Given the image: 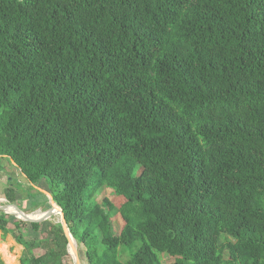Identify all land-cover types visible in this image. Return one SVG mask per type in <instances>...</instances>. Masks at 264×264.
Instances as JSON below:
<instances>
[{"label": "trees", "instance_id": "1", "mask_svg": "<svg viewBox=\"0 0 264 264\" xmlns=\"http://www.w3.org/2000/svg\"><path fill=\"white\" fill-rule=\"evenodd\" d=\"M4 158L82 264H264V0H0ZM41 223L12 264H72Z\"/></svg>", "mask_w": 264, "mask_h": 264}, {"label": "rangeland", "instance_id": "2", "mask_svg": "<svg viewBox=\"0 0 264 264\" xmlns=\"http://www.w3.org/2000/svg\"><path fill=\"white\" fill-rule=\"evenodd\" d=\"M8 178L14 179L15 181L20 183L19 189L15 191L16 202H14L16 203V205L18 204L17 205L18 208L22 207L23 209L24 208L29 209L28 200L26 199L28 192L33 194V193H36L35 191L38 190L39 192L43 193L46 196L45 184L42 181L39 182L37 185H34V189H29L28 188L29 184L19 174L18 170L15 169V167L12 166L4 158L0 161V205L8 204V202L3 196L5 189L9 187ZM102 197H105L108 200H112L113 199L112 191L108 188L103 187L96 193V195L94 196V199L99 201ZM40 201L42 200L40 199ZM36 210L43 212L44 207L42 205H38V207L33 209V211L29 209L25 213H35L37 212ZM58 221H59L58 215H54L50 219L42 221V223L40 224L39 230L41 232H45L46 230H49L52 225L58 223ZM111 225H112L113 231L116 233L121 229L122 222L117 214H114L111 216ZM8 228H12L11 223L8 224ZM21 233L25 236L26 239L32 238L34 235L28 226L25 229H22ZM8 241H12L13 244L8 246L3 243V242H8ZM77 248H79L83 252L82 247L78 246ZM9 251L16 252L15 261L18 263V259L23 252V247L20 246V248L17 250V244L13 240L12 236L10 234L2 235V233L0 232V259L2 261V264H12L13 263L14 258L11 261ZM122 259L124 261V259H126L125 256H123ZM172 261H174L173 257H168L165 253H159L158 260L157 262H155V264H168L169 262H172Z\"/></svg>", "mask_w": 264, "mask_h": 264}, {"label": "water", "instance_id": "3", "mask_svg": "<svg viewBox=\"0 0 264 264\" xmlns=\"http://www.w3.org/2000/svg\"><path fill=\"white\" fill-rule=\"evenodd\" d=\"M46 196L48 198L49 208L42 212L41 215L35 216V217H28L27 214L23 211H21L16 205L14 204H3L0 205V212L1 213H8L16 218H19L22 221L25 222H42L45 220L50 219L54 215H58L59 221L58 223L61 225L64 235L67 239V252L71 258L72 264H82L80 262L78 252H77V245L72 238L68 227L66 225L64 215L62 213V210L59 206H57L50 198V195L46 193ZM8 209L13 210V213H9Z\"/></svg>", "mask_w": 264, "mask_h": 264}, {"label": "bare ground", "instance_id": "4", "mask_svg": "<svg viewBox=\"0 0 264 264\" xmlns=\"http://www.w3.org/2000/svg\"><path fill=\"white\" fill-rule=\"evenodd\" d=\"M4 201V200H3ZM9 213H13V210L11 209H8ZM37 212L35 213H26L28 217H35V216H39L42 214V212L36 210Z\"/></svg>", "mask_w": 264, "mask_h": 264}]
</instances>
